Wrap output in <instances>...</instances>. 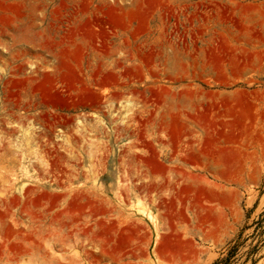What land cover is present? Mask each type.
Wrapping results in <instances>:
<instances>
[{
    "label": "rangeland",
    "instance_id": "374dc122",
    "mask_svg": "<svg viewBox=\"0 0 264 264\" xmlns=\"http://www.w3.org/2000/svg\"><path fill=\"white\" fill-rule=\"evenodd\" d=\"M0 264H264V0H0Z\"/></svg>",
    "mask_w": 264,
    "mask_h": 264
}]
</instances>
